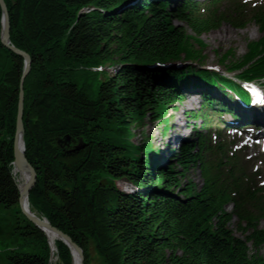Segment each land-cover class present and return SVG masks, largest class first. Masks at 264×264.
Returning a JSON list of instances; mask_svg holds the SVG:
<instances>
[{"label":"trees","instance_id":"trees-1","mask_svg":"<svg viewBox=\"0 0 264 264\" xmlns=\"http://www.w3.org/2000/svg\"><path fill=\"white\" fill-rule=\"evenodd\" d=\"M3 1L10 42L31 60L23 84L25 157L37 176L30 210L68 235L83 250L84 264L92 254L99 264H264V186L224 142L195 130L196 122L207 128L202 115H186L195 122L194 138L172 151L165 167L152 169L149 155L157 152L149 137L131 142V127H141L147 113L168 130L169 112L181 105L189 75L233 87L190 64L151 66L200 61L201 35L224 23L244 29L243 6L229 0L222 10L223 0H214L171 11L168 0ZM1 16L0 9V33ZM252 22L262 36L228 65L233 51L219 57L247 80L264 77V11ZM107 64H118L117 72L94 84L96 69ZM22 69L23 59L0 43V212L15 207L20 216L4 227L0 220V239L18 235L35 249L0 250V264H49L46 235L21 213L12 172ZM65 136L70 145L62 147L57 141ZM80 141L84 147L72 150ZM192 169L199 170L200 187L184 181ZM119 180L137 191H120ZM234 217L244 238L229 229ZM54 245L57 264H72L70 249L60 240Z\"/></svg>","mask_w":264,"mask_h":264},{"label":"rangeland","instance_id":"rangeland-1","mask_svg":"<svg viewBox=\"0 0 264 264\" xmlns=\"http://www.w3.org/2000/svg\"><path fill=\"white\" fill-rule=\"evenodd\" d=\"M170 10H174L176 7L179 6L180 3H173L170 0ZM175 25L182 26L185 30H187L188 34H194L190 27L185 23H180L178 21H174ZM262 36L261 32L258 30L257 26L255 24H248L243 29H237L234 28L228 24H223L219 29L212 30L206 33H203L201 35V39L205 44V48L203 49V59L200 61L193 60L191 62H186L185 59L181 62H176L179 64L178 69H185V67L190 64L193 67L197 68H205L206 66H216L218 68V71L221 74H224L228 77H233L232 75H239L241 73L240 70L233 71L231 73H228V66H225L224 64L219 62V57L223 56L227 51L231 50L233 51V57H230L226 61V65L230 63L232 60H237L242 57V55L246 52V45L247 43L251 41H256ZM193 44L194 49H198L199 45L191 41ZM108 65V64H107ZM105 65V66H107ZM100 67L96 74V79L94 80V84H98V82H101V80L105 79L107 76H113L115 72H117L119 65H108L107 71L104 70L106 67ZM111 67V68H109ZM186 96V94L184 93ZM215 96L214 92H211L209 94V97L213 98ZM202 100V99H201ZM201 100L200 98L194 99V104H191L189 107H191L192 110H200L202 109L201 106ZM185 106V103H184ZM190 108H184L183 105L178 106V110L176 112H169V114H172V117L178 118V124L182 123V121L185 119L184 113L188 111ZM190 109V110H191ZM150 115L147 113L146 118L144 119L143 125L141 127H131V132L133 134L131 138V142L134 144L141 143L146 139V137H150V142L156 146L160 141L158 140L159 137V131L160 126L157 127L156 122H153L150 120ZM173 123V120H172ZM192 123L189 122L188 128H184L179 130L180 134L187 140V139H193V130L191 129ZM196 129H199V123L196 125ZM168 139V138H167ZM174 145L170 144V149L173 150ZM166 153V152H165ZM248 158H254L257 157L256 148L254 151H249L246 153ZM259 160L256 161L254 159L250 160V166H254L253 170H261L262 177L260 178V182L264 181V154L258 156ZM185 180H190L192 183L196 185V187H200L202 184L201 176L198 169H192L188 172ZM117 188L124 192L128 191H137L134 189L130 184L125 182L124 180H119L116 183ZM184 184V183H183ZM231 206L227 207L228 211H231ZM38 216V215H37ZM16 218L20 219V216L18 212L16 211L15 207L11 209L2 210L0 212V220L1 224H3L2 227H4V224L6 225H13L16 222ZM44 218V217H41ZM237 219L234 217L231 222L229 223V229L232 231V233L236 237L244 238L245 235L241 234L239 231H237ZM259 228L264 229V219L259 223ZM5 233H8L6 230H4ZM19 231H17L18 233ZM251 249V246H249ZM13 250L20 253H26V254H33L35 252V249L33 248L32 244H29L27 241L23 240L21 236L18 235H4L0 239V250ZM51 252V251H50ZM261 254L264 253V246L262 247ZM54 256L56 258L55 264L58 263V255L57 251L55 249L54 252H52V255L50 253V259ZM92 262L91 264H99L100 261L97 259L95 254H92Z\"/></svg>","mask_w":264,"mask_h":264},{"label":"water","instance_id":"water-1","mask_svg":"<svg viewBox=\"0 0 264 264\" xmlns=\"http://www.w3.org/2000/svg\"><path fill=\"white\" fill-rule=\"evenodd\" d=\"M0 9H1V33H0V43L3 47L9 49L15 55L20 56L23 59V69L20 77L19 83V95H18V103H17V115H16V125H15V135L13 142V170L12 172H17L18 174H26L28 176L27 181L22 182L21 185H17V189L19 192L18 204L20 207L21 213L25 216V218L31 222L35 227H37L40 231H42L46 235V231H49L55 235L57 240L62 241L71 251L72 255V264H76L75 261H78V264H84V255L83 250L72 241V239L53 227L46 218H41L31 211L25 209L24 201L28 200V195L31 189L34 187L36 183V172L30 163L27 161L25 157V145H24V127H23V112H24V92H23V84L24 80L27 77L30 71V56L14 47L10 42V24L7 7L3 0H0ZM57 144L60 146H69L70 138L65 136L63 139H59ZM84 147L82 142H78L72 150H78ZM50 247V253L52 255L53 249ZM51 259L49 260V264Z\"/></svg>","mask_w":264,"mask_h":264},{"label":"bare ground","instance_id":"bare-ground-1","mask_svg":"<svg viewBox=\"0 0 264 264\" xmlns=\"http://www.w3.org/2000/svg\"><path fill=\"white\" fill-rule=\"evenodd\" d=\"M193 97L194 96H192V95L189 94L187 96V98L185 99V105L192 104ZM13 175H14V177L16 179L17 184H19V185H21L22 182H25L28 179V176L26 174L23 175V174H18L17 172H13ZM24 207H25L26 210H28L29 212H31V210L29 208V203H28V200L27 199L24 201ZM34 215H37V214L34 213ZM45 233H46V238L48 240V244H49V246L52 247L53 252H54L55 251V245H54V243H55V240H57V238L55 237V235L53 233H51L49 231H46ZM55 262H56V258L54 256H52L50 264H55ZM75 263L78 264V261L76 260Z\"/></svg>","mask_w":264,"mask_h":264}]
</instances>
